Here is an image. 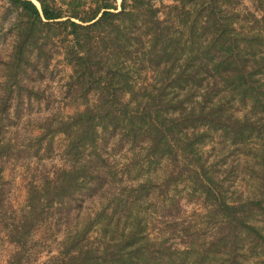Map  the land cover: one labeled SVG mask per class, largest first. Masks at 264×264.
I'll use <instances>...</instances> for the list:
<instances>
[{
	"label": "trees",
	"instance_id": "trees-1",
	"mask_svg": "<svg viewBox=\"0 0 264 264\" xmlns=\"http://www.w3.org/2000/svg\"><path fill=\"white\" fill-rule=\"evenodd\" d=\"M0 2L4 264H264V0ZM58 57L75 111L22 131ZM59 136L15 206L7 164Z\"/></svg>",
	"mask_w": 264,
	"mask_h": 264
},
{
	"label": "rangeland",
	"instance_id": "rangeland-1",
	"mask_svg": "<svg viewBox=\"0 0 264 264\" xmlns=\"http://www.w3.org/2000/svg\"><path fill=\"white\" fill-rule=\"evenodd\" d=\"M121 1L119 0V3ZM165 4H171L173 0H163ZM1 5V2H0ZM52 71L54 74L49 73L47 76V88L48 93L46 96H50L48 99H43L41 103H34L33 107L29 110L25 111L24 117L19 125L22 131H27L32 129L35 134H38V130L36 128L37 122L48 115H50L53 110L61 112L63 115L67 116L72 114L75 111L76 105L74 103H69L63 97L62 87L66 82L67 76L70 74L71 69L68 64L63 61L62 57H58L54 60L52 64ZM52 94V95H51ZM49 103L50 108L48 109L46 105ZM35 126V127H34ZM26 133V132H24ZM6 136V131L3 132V135L0 134V139ZM64 146V137L59 136L55 140V153L52 159L43 161L38 164L31 163V170H28L27 166L21 165L24 162L25 158H19L16 162L15 160H11L7 164V168L4 172L5 180L10 182L11 193L10 197L15 206H22L26 194L27 188L26 183L28 180V176H32L37 173L38 170H42L44 164L47 169L51 168L55 165L61 166L62 161L60 160L59 154L61 149ZM227 166V165H226ZM238 173H235L237 176L235 186L231 189V192L235 191L233 197H239L241 194L245 196L253 192L256 188L255 181L249 177L250 172L248 169L244 170L241 167L237 170ZM232 193L230 194V196ZM201 207L196 205L194 207H187V214L190 215L194 210L201 211ZM197 221H202L201 217L197 218ZM47 237V231L44 227H42L36 235V240H41L49 244V240ZM13 250V246L7 242L6 236L0 232V263L4 264L7 260L9 254ZM47 253L45 250H42L40 254L37 255V260L30 264H41L44 260L47 259Z\"/></svg>",
	"mask_w": 264,
	"mask_h": 264
},
{
	"label": "water",
	"instance_id": "water-1",
	"mask_svg": "<svg viewBox=\"0 0 264 264\" xmlns=\"http://www.w3.org/2000/svg\"><path fill=\"white\" fill-rule=\"evenodd\" d=\"M121 1V0H120Z\"/></svg>",
	"mask_w": 264,
	"mask_h": 264
}]
</instances>
